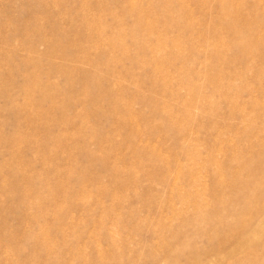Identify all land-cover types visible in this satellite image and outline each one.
Masks as SVG:
<instances>
[{"label": "rangeland", "instance_id": "obj_1", "mask_svg": "<svg viewBox=\"0 0 264 264\" xmlns=\"http://www.w3.org/2000/svg\"><path fill=\"white\" fill-rule=\"evenodd\" d=\"M0 264H264V0H0Z\"/></svg>", "mask_w": 264, "mask_h": 264}]
</instances>
